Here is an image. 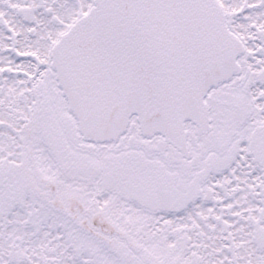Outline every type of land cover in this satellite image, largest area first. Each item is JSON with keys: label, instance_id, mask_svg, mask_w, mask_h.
<instances>
[{"label": "snow or ice", "instance_id": "1", "mask_svg": "<svg viewBox=\"0 0 264 264\" xmlns=\"http://www.w3.org/2000/svg\"><path fill=\"white\" fill-rule=\"evenodd\" d=\"M0 264H264V0H0Z\"/></svg>", "mask_w": 264, "mask_h": 264}]
</instances>
